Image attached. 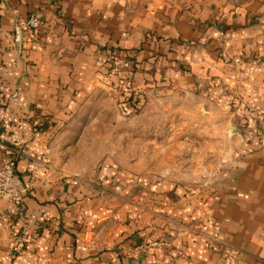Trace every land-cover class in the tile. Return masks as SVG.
<instances>
[{"label": "crops", "instance_id": "1", "mask_svg": "<svg viewBox=\"0 0 264 264\" xmlns=\"http://www.w3.org/2000/svg\"><path fill=\"white\" fill-rule=\"evenodd\" d=\"M31 13L42 19L36 38L23 32ZM105 45L135 57L140 90L159 77L175 87L200 78L221 105L242 98L264 113V0H0V163L2 141L26 144L16 167L23 198L0 200V264H264V148L254 129L243 166L207 207L187 199L164 230L135 227L76 184L71 160L57 163L58 124L110 84ZM37 108L57 123L36 130ZM20 233L26 251L13 256ZM139 235L164 242L143 252Z\"/></svg>", "mask_w": 264, "mask_h": 264}, {"label": "rangeland", "instance_id": "2", "mask_svg": "<svg viewBox=\"0 0 264 264\" xmlns=\"http://www.w3.org/2000/svg\"><path fill=\"white\" fill-rule=\"evenodd\" d=\"M27 17L23 19V32L36 38L38 30L29 33L25 29ZM100 50L109 64L107 56L116 50L106 45ZM110 77L106 88L89 95L75 113L66 117L68 121L58 124L60 143L55 158L58 164L71 160L68 168L76 173V184L88 185L90 197L111 200L112 212L122 209L135 227L144 223L146 228L164 230L168 215L183 210L187 199H201L207 207L219 187L231 179L232 172L243 166V151L254 144L249 139L250 130H255L257 143L264 148V113L258 114L242 98L231 99L230 106L221 105L215 96L207 95L210 87L200 78L190 86L177 83L175 87L173 79L169 83L167 77H159L150 79L140 90L133 82L126 87L111 73ZM130 91L142 103H138V112L128 113L123 106L125 93ZM33 119L38 121L33 125L38 131L57 123L52 114L38 108ZM4 135L0 128V138ZM24 144L2 141L7 151L3 161L9 151H14L19 161ZM155 213L160 224L154 220ZM140 216L145 222L135 221ZM138 229L133 232H140ZM203 232L212 247L218 238L208 229ZM137 238L138 244L145 243L141 245L143 252L164 242L157 236L142 241V235Z\"/></svg>", "mask_w": 264, "mask_h": 264}, {"label": "built area", "instance_id": "3", "mask_svg": "<svg viewBox=\"0 0 264 264\" xmlns=\"http://www.w3.org/2000/svg\"><path fill=\"white\" fill-rule=\"evenodd\" d=\"M42 25V19L37 14L29 15L25 21V29L29 33H35ZM107 61L110 64V73L116 77L120 85L128 87L132 83L133 62L131 58L121 55L118 52H109ZM18 163L17 154L9 151L7 158L0 165V200L8 199L10 201L20 202L25 190L19 185L16 177V167ZM27 240L24 234H15L11 246L13 256L22 255L26 251Z\"/></svg>", "mask_w": 264, "mask_h": 264}, {"label": "trees", "instance_id": "4", "mask_svg": "<svg viewBox=\"0 0 264 264\" xmlns=\"http://www.w3.org/2000/svg\"><path fill=\"white\" fill-rule=\"evenodd\" d=\"M131 79L133 82L134 78L132 77ZM125 94L127 97H125L124 100L122 101L124 108L128 110V113L133 111V110L138 112L139 111L138 106L141 103L140 100L138 99V97L135 96L134 92L132 93L131 91L129 93L126 92Z\"/></svg>", "mask_w": 264, "mask_h": 264}, {"label": "water", "instance_id": "5", "mask_svg": "<svg viewBox=\"0 0 264 264\" xmlns=\"http://www.w3.org/2000/svg\"><path fill=\"white\" fill-rule=\"evenodd\" d=\"M235 131H236V132H238V131H239L237 127H235Z\"/></svg>", "mask_w": 264, "mask_h": 264}]
</instances>
